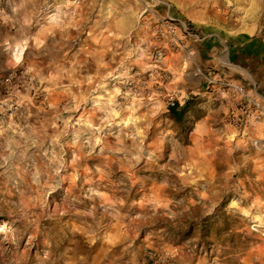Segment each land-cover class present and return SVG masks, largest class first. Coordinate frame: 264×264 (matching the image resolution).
Wrapping results in <instances>:
<instances>
[{
	"label": "rangeland",
	"instance_id": "1",
	"mask_svg": "<svg viewBox=\"0 0 264 264\" xmlns=\"http://www.w3.org/2000/svg\"><path fill=\"white\" fill-rule=\"evenodd\" d=\"M176 5L264 35V0H0V264H264V137L223 135L264 118L171 116Z\"/></svg>",
	"mask_w": 264,
	"mask_h": 264
},
{
	"label": "crops",
	"instance_id": "2",
	"mask_svg": "<svg viewBox=\"0 0 264 264\" xmlns=\"http://www.w3.org/2000/svg\"><path fill=\"white\" fill-rule=\"evenodd\" d=\"M177 6L175 12L168 10L166 16L187 22L198 36H187L179 31V37L185 43L186 49L170 51L169 67L175 72L172 93L184 101L189 98L190 93H199L207 101H212L213 95L218 96V105L224 112L232 102L228 97L229 90L220 89L219 82L222 80L235 79L248 89L252 88L264 95V35H256L251 27L243 24L230 23L228 26H221L218 24L216 12L212 20V14H207L206 10ZM203 72L207 74L206 78ZM208 120L209 117L204 116L196 125L208 127ZM223 129V135L235 134L234 144H247L252 136L264 137V123L260 121L249 127L246 137L240 135L233 124L223 122ZM260 151L263 153L259 154L264 157V151ZM263 161L261 166H264Z\"/></svg>",
	"mask_w": 264,
	"mask_h": 264
},
{
	"label": "built area",
	"instance_id": "3",
	"mask_svg": "<svg viewBox=\"0 0 264 264\" xmlns=\"http://www.w3.org/2000/svg\"><path fill=\"white\" fill-rule=\"evenodd\" d=\"M155 27L153 35L157 40H163L171 49H186L185 43L177 34L181 31L182 34L192 37H197L187 22L180 21L173 16L155 15ZM160 47V46H157ZM158 61L161 57V51H157ZM206 78L207 75L203 74ZM211 82V81H210ZM220 88L229 90L228 94L234 101V105L229 110L228 122H233L236 126H242L249 122L252 117L263 116L264 118V96L259 92L246 88L242 83L235 79H226L219 82ZM179 103L178 98H171L170 105Z\"/></svg>",
	"mask_w": 264,
	"mask_h": 264
},
{
	"label": "trees",
	"instance_id": "4",
	"mask_svg": "<svg viewBox=\"0 0 264 264\" xmlns=\"http://www.w3.org/2000/svg\"><path fill=\"white\" fill-rule=\"evenodd\" d=\"M188 101L185 100L184 103H175L174 105H170L169 112L171 116L177 119H181L185 110L187 109Z\"/></svg>",
	"mask_w": 264,
	"mask_h": 264
}]
</instances>
